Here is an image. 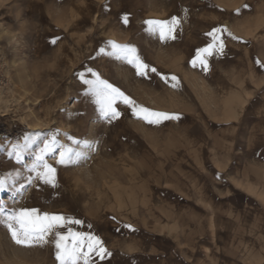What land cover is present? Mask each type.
Segmentation results:
<instances>
[{
  "label": "rangeland",
  "instance_id": "obj_1",
  "mask_svg": "<svg viewBox=\"0 0 264 264\" xmlns=\"http://www.w3.org/2000/svg\"><path fill=\"white\" fill-rule=\"evenodd\" d=\"M173 16L175 39L162 41L145 24ZM216 28L225 30L224 50L216 42L201 53L205 70L197 52L213 43L207 33ZM113 43L135 48L156 72L138 75ZM97 77L137 106L179 119L149 124L117 100L121 115L109 122L84 83ZM217 128L231 131L233 165L264 176V0H0V209L79 220L59 231L97 236L109 264H128L126 226L147 233L159 226L165 210L157 192L179 188L182 145L200 138L208 161ZM61 151L73 162L58 163ZM43 164L56 169L55 186L36 178ZM48 240L17 245L0 225V264H58Z\"/></svg>",
  "mask_w": 264,
  "mask_h": 264
},
{
  "label": "crops",
  "instance_id": "obj_2",
  "mask_svg": "<svg viewBox=\"0 0 264 264\" xmlns=\"http://www.w3.org/2000/svg\"><path fill=\"white\" fill-rule=\"evenodd\" d=\"M230 132L214 129L208 161L200 138L182 145L176 166L183 181L178 175L179 188L157 192L165 210L159 226L128 229V264H264V176L259 167L233 165ZM95 257V264H109Z\"/></svg>",
  "mask_w": 264,
  "mask_h": 264
},
{
  "label": "snow or ice",
  "instance_id": "obj_3",
  "mask_svg": "<svg viewBox=\"0 0 264 264\" xmlns=\"http://www.w3.org/2000/svg\"><path fill=\"white\" fill-rule=\"evenodd\" d=\"M239 11V9L237 10ZM122 21L125 25L129 23L128 15L122 17ZM145 24L149 26L148 30L153 33H158L159 38L163 40L175 39L173 34L176 28L179 26V19L173 16L170 20H148ZM225 31L224 29L216 28L212 32L207 33L208 36L212 37L213 43L209 44L207 48L200 49L197 52V59L207 70V60L201 57V53L211 54V51L216 46V42L219 43L218 48L215 50L223 53L224 44L220 38V34ZM51 43L55 44L56 40L53 39ZM116 55L132 64L136 68L138 75L147 76L148 72H156L155 68H150L148 64L144 63L136 55V49L127 45H116L112 44ZM103 51V49L101 50ZM196 60L193 61L195 65ZM259 63V61H257ZM91 71V70H89ZM95 75V74H94ZM83 79V77H82ZM173 81L176 77H171ZM84 83L91 85L93 94L97 97V103L101 106V112L109 122L117 119L121 113L114 107L117 100H122L123 103L127 104L133 109V114L137 115L149 124L159 123L162 120L179 119L178 115H170L168 113L153 112L149 109L137 106L133 100L125 96L119 89L114 88L106 81H101L97 77L94 81L84 80ZM54 143V141H53ZM17 150H20L22 146H15ZM46 150H51L49 145H45ZM79 156L80 154H76ZM60 164H69L73 162V154L71 152L61 151L59 153ZM39 160H43V156L38 157ZM45 171L38 173V179L42 180L44 184L55 186V172L56 169L50 165L43 164ZM29 185L32 183L29 180ZM6 184V178H0V191H3ZM79 224V220H71L60 215H49L44 213L43 215L38 214L36 209H20L7 210L0 209V225L7 228L11 234L12 239L17 245L32 247L35 245H44L49 243L48 237H54L55 247V259L58 264H79L82 258L84 264H90L92 254L94 253L101 260L108 256H111V252L104 247L103 241L99 237L73 232L69 229L67 234L61 233L60 228L65 227L67 224ZM126 227H131L130 225ZM85 247L87 251H84Z\"/></svg>",
  "mask_w": 264,
  "mask_h": 264
},
{
  "label": "bare ground",
  "instance_id": "obj_4",
  "mask_svg": "<svg viewBox=\"0 0 264 264\" xmlns=\"http://www.w3.org/2000/svg\"><path fill=\"white\" fill-rule=\"evenodd\" d=\"M31 117V116H30ZM64 178V177H63ZM56 264V263H55Z\"/></svg>",
  "mask_w": 264,
  "mask_h": 264
}]
</instances>
